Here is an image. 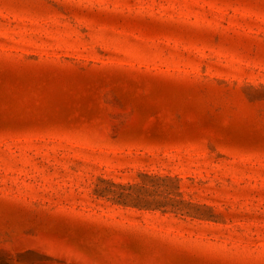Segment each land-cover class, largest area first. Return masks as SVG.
<instances>
[{
    "label": "rangeland",
    "instance_id": "obj_1",
    "mask_svg": "<svg viewBox=\"0 0 264 264\" xmlns=\"http://www.w3.org/2000/svg\"><path fill=\"white\" fill-rule=\"evenodd\" d=\"M0 264H264V0H0Z\"/></svg>",
    "mask_w": 264,
    "mask_h": 264
}]
</instances>
